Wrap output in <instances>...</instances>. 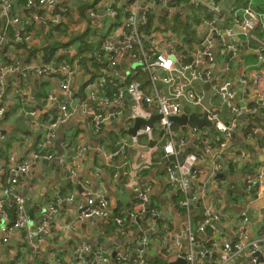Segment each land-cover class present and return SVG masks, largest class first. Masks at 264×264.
<instances>
[{
    "label": "crops",
    "instance_id": "0c3cea01",
    "mask_svg": "<svg viewBox=\"0 0 264 264\" xmlns=\"http://www.w3.org/2000/svg\"><path fill=\"white\" fill-rule=\"evenodd\" d=\"M12 1L13 14L20 18L21 25H7L0 15V34L5 35L0 47V109H3L0 113V188L10 179L12 158L20 163L32 159L34 153L53 155L52 159H36L31 173L18 178L16 190L27 199L32 228L42 220L50 205H55L57 211L50 232L34 246L27 244L26 227L17 228L8 243H4L2 229L8 222L0 218V264H62V258L64 264H119L116 255L130 256L137 252L136 241L129 240L138 229L128 218L129 208L134 209L137 204L135 189L144 191L147 187L152 213L145 223L148 230H157L143 264H169L179 257L177 254L190 252L191 244L186 238L190 229L199 234V245L212 252L205 257L204 264H251L253 257L248 251L243 255L232 254L228 262L221 261L225 242H244L264 236V181L260 182L264 175V58H258L256 50V38L264 40V20L251 38L235 28L232 15L234 10L246 6L247 0H226L229 12L220 20L223 26L235 30L232 41L239 47L238 53L232 55L224 51L220 42L213 44L215 58L210 65V78L192 84V88L202 94V104L183 103L181 113H196L201 118L211 109L219 113L223 122L235 123L233 134L228 138L206 125L175 123L176 156L162 155L161 130L150 131L144 139L139 134L144 124L137 135L129 130L137 118L155 120L157 124L160 115L156 105L136 99L128 92L116 101L112 93L94 86L95 79L103 72L102 42L104 38L110 39L111 34L106 6L110 4L120 10L131 0H65L64 4H59L65 10L62 7L49 10L37 5L28 8L25 3ZM255 5L264 10V0H256ZM152 14L157 50L162 52L172 45L178 61L195 62L199 41L208 28L204 27L201 35L196 36L187 25V20L191 19L187 7L170 10L158 5ZM39 15L42 19L37 18ZM26 24L31 29L21 30ZM159 27L174 35L167 40ZM17 31L29 36L24 43L32 46L30 49L20 47L23 42L16 39ZM110 40L120 47L122 34L118 26ZM84 46L90 49L85 50ZM114 59L119 66L115 68L117 76H135L139 91L145 96L156 94L144 69L145 63L152 62L153 57ZM62 65L67 67L66 72L60 70ZM49 67L57 72L38 73L39 69ZM206 67L204 65L203 69ZM228 81L230 92L234 94L232 104L221 94L217 95V88ZM62 82L70 84L71 94L64 91ZM156 88L159 94L170 92L169 86L161 81ZM207 90L211 94L210 108L205 104ZM65 103L72 115L51 131L50 124L58 118L60 107ZM98 114L104 116L99 125L95 119ZM194 126L197 131L193 130ZM180 135L183 142L178 144ZM150 140L155 143L149 146ZM119 143L124 147L119 148ZM191 152L204 159L196 165L201 171L200 178L192 180V189L185 192L180 188L183 175L177 169L169 171V167L173 168L181 155L186 157ZM70 157H78L76 163ZM44 160H48L49 165H45ZM68 167L74 168L73 177L68 175ZM69 179L72 183L65 186L64 205L59 193L62 183ZM203 185L208 187L204 193ZM82 192L87 193L82 195ZM185 194L199 196L191 210L182 203ZM71 195L73 200L68 199ZM98 196L107 199L110 216L81 218L77 207L87 204L90 197ZM199 208L204 216L208 208L213 212L222 211L220 229L198 233L203 221L195 211ZM244 213L252 222L247 238L240 233L237 222ZM114 217L122 218L125 223L116 224ZM14 219L12 213L10 220ZM175 237L182 238L181 247L173 245ZM261 253L264 256V251ZM99 255H104L107 262L99 260ZM259 264L264 262L259 260Z\"/></svg>",
    "mask_w": 264,
    "mask_h": 264
},
{
    "label": "built area",
    "instance_id": "2783aa9c",
    "mask_svg": "<svg viewBox=\"0 0 264 264\" xmlns=\"http://www.w3.org/2000/svg\"><path fill=\"white\" fill-rule=\"evenodd\" d=\"M256 0H247L246 6L234 10L233 15V23L235 28H239L240 32L245 34L247 37H255L253 31L257 26L264 20V10L261 8H257L255 5ZM225 0H188L189 4H194V6L200 7L206 18L203 20H195L192 15L191 19H188V27L191 28V31L194 32L196 36H200L203 32V28H208L206 35L202 36V39L199 41L198 58L195 62L190 64H183L175 58V52L172 48V45H169L164 51H147L148 42L154 43L156 40V30L150 23V17L153 15V10L156 6H163L170 10L180 9L181 7H187L185 5V1L182 2L180 0H131L127 5L123 6L122 9H118V7H114L113 5L108 4L106 6V14L110 19V25L108 28H111L114 31L117 26L121 30L122 40L120 41V47L115 46L114 43L107 38L102 42V56L100 59L102 62L103 72L101 71L98 77L95 79L94 86H100L107 94H113V98L116 101L121 100L125 93L128 92L132 94L136 99H143L144 102L152 103L157 106L160 118L158 119V123H153V126L144 125V130H140L141 139H144L149 136L150 131L153 130H161L162 131V147L161 150L165 153L164 156L167 155H177L178 151L176 148V138L177 135L174 131L175 122L171 120L174 116H178L182 113V105L183 103H192L194 105L200 106L202 104V94L197 93L193 88L192 84L196 83L199 80H208L211 76L210 73V65L213 62V58H215V53L213 52V44L215 42H220L224 45V51L229 53L237 54L239 47L235 46L232 39L235 36V30L233 28L225 27L221 24L220 20L225 18L227 12H229V6L227 7L225 4ZM65 0H27L26 6L31 8L35 5L39 7H47L49 10L54 9L55 7H62L59 4H64ZM190 13V8L187 7ZM14 11V3L12 0H1L0 5V15L4 17L6 24H16L18 26L21 25V20L18 16L13 14ZM191 14V13H190ZM92 15H96V12L93 10ZM37 18L42 19V16H37ZM200 22L199 24H197ZM150 27V28H148ZM161 27L158 28L162 36L169 40L174 34H168L163 32ZM156 37V38H155ZM154 38V39H153ZM16 39L18 41L24 42L25 40H29V36H23L21 32L17 31ZM158 39V38H157ZM5 41V35L0 34V47L3 45ZM258 46L256 48L258 58H264V40L259 36L256 38ZM149 53V54H148ZM124 58L129 59H138V58H148L153 57L154 60L152 62H146L144 69L148 72L150 76V81L154 85L156 90V94L154 96H145L138 89V84L135 82V76L131 75H123L117 76V72L115 71V67L118 64L117 60L114 58ZM207 65L206 69H203V66ZM62 72L67 71V67L62 65L60 67ZM46 72L47 74L56 73L57 70L49 67L44 70L39 69L38 73L43 74ZM158 81L163 82L170 88V92L168 95L159 94L157 90ZM1 82V81H0ZM62 88L67 94H71L72 90L70 84L68 82H62ZM231 83L228 81L221 87L217 88L218 96L222 95L223 98H227L230 104H232V100L234 99V94L230 92ZM264 96V93H263ZM2 98V95H0ZM239 112V110H235ZM0 113H3V109H0ZM206 113L210 120L214 121L215 129L218 132H221L226 137L230 138L233 134L234 125L233 122H223L219 116L218 112L206 110ZM95 114V113H94ZM72 115V111L68 104H62L60 107V115L55 121L50 124V130H55V128L69 119ZM104 116L101 114L95 115V119H97L96 124L99 125L103 120ZM197 127H193L194 131H197ZM52 135V133H51ZM48 142H51L48 140ZM183 140L181 139V135L178 137L177 143L181 144ZM119 148L124 147L123 144L119 143ZM84 156L85 154H81ZM47 158L52 159L53 155L43 156L40 153H34L33 158L18 163L14 158L11 159V166L9 170V181L7 185L0 188V218L3 221H7L8 225L2 229V234L4 235L3 242L8 243L9 238L17 232V228H27V241L29 246H34L35 242L43 241V236L50 232V228L52 227V219L54 218V213L57 211V207L55 205H50L46 214L42 218V220L34 225L32 228L30 226L31 220L27 213V199L20 195L16 190V184L18 183V178L20 176L28 175L31 173V170L34 167L35 160L38 158ZM71 158V157H70ZM78 157L71 158L72 162L76 163ZM204 157L199 155L198 153H188L186 157H179V160L174 163L173 168L169 167V171H173L177 169L183 175V179L180 182L181 190L188 192L192 189L193 181L195 179H199L201 175V171L196 169V165L199 162L203 161ZM75 173L74 168L68 167V175L73 177ZM128 173V172H127ZM172 180H175L174 176H171ZM184 178H188L185 180ZM260 182L264 181V175L261 176ZM259 183V182H258ZM252 185V184H251ZM207 188L203 185L202 192H206ZM150 188L147 187L143 190H136L137 192V204L135 208H132L131 220L136 223L135 219L137 217H141L143 221L149 217L147 214L146 205L149 203L148 201V193ZM87 192H82L84 195ZM186 199L183 200V205L188 210H191V207L198 203L199 196L189 194H185ZM69 200H73L74 196L71 195ZM59 201V200H58ZM108 201L104 197H90L88 199L87 204H81L77 209L81 215V218H89L93 216H101V217H109L110 214L108 212ZM12 213L15 216L14 220H10V215ZM223 212H213L211 209H207V214L203 217V221L200 224V227L197 229L198 233H204L208 229L216 230L219 226V221L223 216ZM115 223L118 225H122L123 219L120 217H114ZM238 227L239 231L242 235H245L247 238V234L250 233L251 228V220L246 213L241 214L238 217ZM147 231L148 227H147ZM198 235L195 234L191 229L190 233L186 236L187 240L191 244L192 250L190 252H186L184 254H177L179 257H182L186 260L187 264H204L205 257L208 258L209 253L212 255V252L208 248H202L198 243ZM203 235V234H202ZM181 236H184L181 235ZM263 236V235H262ZM258 237V239H247L246 241H228L222 245V258L221 261H230L231 255H240L245 254L247 251L253 257L251 264H259V257L255 255L257 252L264 251V236ZM154 237V233H153ZM203 237V236H202ZM181 237H175V243L173 245L181 247ZM205 238L204 240H206ZM137 248L134 255H116V261L119 264H143L145 261V257L148 253L150 240L148 235L144 232L138 235L136 240ZM262 254V253H261ZM263 255V254H262ZM264 257V256H263ZM99 260H103V262H107L104 258V255L98 256ZM261 261V260H260ZM15 264H21L17 262Z\"/></svg>",
    "mask_w": 264,
    "mask_h": 264
},
{
    "label": "water",
    "instance_id": "95a60500",
    "mask_svg": "<svg viewBox=\"0 0 264 264\" xmlns=\"http://www.w3.org/2000/svg\"><path fill=\"white\" fill-rule=\"evenodd\" d=\"M117 68H119V66H117ZM211 94L209 93V91L207 90L206 92H205V104H206V107H208V108H210V96ZM130 97V96H129ZM171 120L173 121V122H175V123H178V124H181V125H187L189 122H193V123H195L196 125H198L199 127H203V126H209V127H211L213 130H215V126H214V124H215V122L214 121H212V120H210L209 119V117H208V115H204V116H202L201 118L196 114V113H192V114H181V115H178V116H174L173 118H171ZM153 123H154V121H152V120H145V119H142V118H137L136 120H135V124H134V126H132L129 130H130V132L133 134V135H137L138 134V131L140 130V128H141V126L144 124V125H150V126H153ZM155 142H154V140H150L149 141V146L151 145V144H154ZM162 153V155L164 156L165 155V153L162 151L161 152ZM183 156L181 155V158H182ZM44 164L45 165H49V161L48 160H44ZM94 164V163H93ZM220 175H222V174H220ZM69 183H72V179H69V180H67L66 182H63L62 183V186H61V191H60V193H59V195H60V197L62 198V200H64V189H65V186L67 185V184H69ZM79 189H80V191H82V189H83V186L80 184L79 186ZM252 190H254V189H252ZM119 203V205H120V201L118 202ZM64 205H66V202H65V200H64ZM151 207H152V204L151 203H148L147 205H146V209H147V214H151L152 213V211H151ZM79 211V210H78ZM82 211V210H81ZM81 211H79V212H81ZM202 218L204 217L203 216V213H202V208L200 209H196L195 210ZM129 212L131 213L132 212V209H131V207L129 208ZM130 217V219H131V214L130 215H128V218ZM156 219H157V216H154ZM135 221H136V223H137V226H138V229H137V231L135 232V235L134 236H132L131 238H129V240L131 241V242H135L136 240H137V238H138V235L139 234H141V232H144L145 231V233L148 235V238H149V240L151 241V242H154L153 241V233L154 232H156V230L157 229H154V230H150V231H147V225H146V223L143 221V219L141 218V217H137L136 219H135ZM218 229H220V226H218ZM162 232H165V230H162ZM203 237H205V236H203ZM154 244V243H153ZM114 256L116 255V252H114V254H113ZM255 255H258V257H259V259L261 260V262H264V257H263V255L260 253V252H257ZM169 264H187V262H186V260L184 259V258H182V257H178L175 261H172V262H170Z\"/></svg>",
    "mask_w": 264,
    "mask_h": 264
},
{
    "label": "trees",
    "instance_id": "16d2710c",
    "mask_svg": "<svg viewBox=\"0 0 264 264\" xmlns=\"http://www.w3.org/2000/svg\"><path fill=\"white\" fill-rule=\"evenodd\" d=\"M21 3H27V0H18L17 1V3L19 4L20 2ZM180 1H182V2H184L185 1V5L188 7V8H190V13H191V15H192V17L195 19V20H203V19H205L206 18V15H205V13L202 11V10H200V7H197V6H194V4H189L188 3V0H180ZM226 1V0H225ZM0 5H1V0H0ZM153 18H154V16L153 15H151V17H150V23L152 22V20H153ZM23 23H24V21H23ZM188 23V22H187ZM200 22H198L197 24H199ZM152 25V24H151ZM188 25V24H187ZM28 26H30V25H25V26H21L20 27V29L21 30H30L29 28H28ZM31 27V26H30ZM148 28H150V27H148ZM83 38V37H82ZM79 43H80V45H82L83 44V39H81L80 41H79ZM20 47H25V48H27V49H30V47H32V46H28V44L27 43H21L20 44ZM47 48V47H46ZM83 49H85V50H88V49H90V47L88 46H84V47H82ZM158 49V46L156 45V44H154V43H152V42H148V44H147V51H149V52H154V51H158L157 50ZM32 52V55L34 56V55H36V54H34V51L35 50H31ZM61 261H62V264H64V258H62L61 259Z\"/></svg>",
    "mask_w": 264,
    "mask_h": 264
},
{
    "label": "rangeland",
    "instance_id": "374dc122",
    "mask_svg": "<svg viewBox=\"0 0 264 264\" xmlns=\"http://www.w3.org/2000/svg\"><path fill=\"white\" fill-rule=\"evenodd\" d=\"M174 129V128H173ZM160 136V135H159ZM194 225L196 226V222H194Z\"/></svg>",
    "mask_w": 264,
    "mask_h": 264
},
{
    "label": "clouds",
    "instance_id": "9594fccd",
    "mask_svg": "<svg viewBox=\"0 0 264 264\" xmlns=\"http://www.w3.org/2000/svg\"><path fill=\"white\" fill-rule=\"evenodd\" d=\"M116 67H117V66H116ZM116 67H115V68H116Z\"/></svg>",
    "mask_w": 264,
    "mask_h": 264
}]
</instances>
